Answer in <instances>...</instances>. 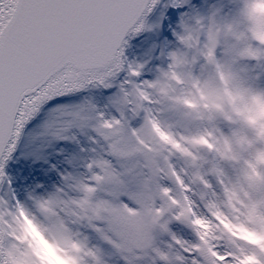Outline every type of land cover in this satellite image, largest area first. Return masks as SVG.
Wrapping results in <instances>:
<instances>
[{"label":"snow or ice","instance_id":"1","mask_svg":"<svg viewBox=\"0 0 264 264\" xmlns=\"http://www.w3.org/2000/svg\"><path fill=\"white\" fill-rule=\"evenodd\" d=\"M169 10L180 11L182 27L183 18L194 11L190 0H0V185L7 184L11 203L15 201L12 204L18 214H25L15 198L8 168L19 160L18 150L42 159L43 141L36 143L38 137L25 130L51 104L40 137L72 141L83 133L96 145L85 165L90 175L78 184L82 195L70 203L84 209L85 214L91 210L90 215L78 218H87L88 227L127 264L131 261L126 254L149 249L164 264H171L168 254L154 246L155 233L161 229L180 249L175 257L179 264H242L248 256L254 257L256 264H264V248L251 243L228 248L220 243L223 235L206 236L198 227L218 224L221 213L214 204L206 205V214L197 212L189 196L190 185L169 156L163 155L175 150L191 153L179 147L147 106L158 103L150 90L160 86V78L142 80L145 64L129 62L125 54L128 38L151 27L149 16L163 17ZM216 15L217 11H212L208 17L211 23L204 30L203 42L182 32L174 35L179 45L196 50L219 72ZM195 16L199 22L201 15ZM167 61L163 71L167 78L176 77L178 68L187 63L177 51L168 52ZM89 89L107 93L103 107L66 102ZM63 179L68 181L72 176ZM165 179L179 189L183 201L163 183ZM197 179L211 187L203 177ZM225 191L230 201L232 193L227 188ZM256 191L264 196V183L257 185ZM54 203L69 202L48 199L40 201L39 207L49 212ZM245 207L249 218L264 215V200ZM173 221L191 224L195 241L171 233L168 224ZM95 264H100L99 260Z\"/></svg>","mask_w":264,"mask_h":264},{"label":"rangeland","instance_id":"2","mask_svg":"<svg viewBox=\"0 0 264 264\" xmlns=\"http://www.w3.org/2000/svg\"><path fill=\"white\" fill-rule=\"evenodd\" d=\"M190 5L194 9L191 16L217 11L215 21L221 31L216 55L222 65L221 71L218 72L216 66L208 63L196 50L182 49L179 45L174 33L182 31L180 11H184L183 9L169 10L163 17L154 14L148 22L151 27L145 30L142 37L129 44L125 54L129 62L145 64L142 80L154 81L158 77L163 80L156 90H150L153 91V99L158 103L147 106L153 109L162 128L171 134L179 147L191 153L185 155L180 150H175L172 153L165 151L163 155L169 156L176 170L183 176L184 182L190 185L192 191L189 196L195 202L197 212L206 214V205L214 204L221 213L218 224H203L198 227L206 236L223 235L220 243L228 248L246 243L264 248V215L257 213L249 218V209L245 207L264 200V196L256 191V186L264 183V166L258 167L256 175L251 179L247 175L250 171L249 164H254L256 155L264 152V138H258L257 128L255 131L245 114L237 111L236 106L224 98L221 74H230L233 89L264 90V75L260 72V69H264V59L257 60L239 54L247 40H238L237 36L241 32L247 35L249 24L241 12L243 0H190ZM191 16L184 17L183 21ZM228 24L233 26L232 32L227 30ZM200 39L203 42L204 35ZM178 48L182 49L178 55H182L187 63L178 68L175 79H164L162 72L167 70V53ZM225 51L227 55H224ZM104 95L107 93L90 89L67 98L66 102L103 107ZM209 98L215 99V104L209 103ZM51 106H47L26 131L38 137L36 143L43 141L42 159L36 160L19 150V160L11 163L8 168L15 198L25 209L23 222L31 224L35 220L41 225L45 235L59 245L52 247L48 239L36 232L34 239L39 241L47 253L46 257L40 258L46 259L47 264H72L62 251L66 239L72 237L91 248L100 264H127L120 253L88 227L87 218H78L79 215H90L91 210L85 214L84 209L70 203L82 195L78 184L90 175L85 165L94 155L91 149L96 145L83 133H78L72 141L57 142L50 137H40L42 125L47 119L46 110ZM140 115H143L142 110ZM135 123L139 124L140 121ZM23 143L24 141L21 142V149ZM160 162L163 164L162 159ZM216 167L220 169L219 175ZM67 175H71L72 179L65 181L63 177ZM198 176L203 177L211 187H205L197 179ZM221 180L223 184L220 183ZM248 181L255 183L254 192L249 190ZM163 183L172 187L177 199L183 201L182 193L172 182L165 179ZM226 188L235 193L230 201ZM57 189L62 191L57 192ZM0 197L7 248L21 254L26 264H35L32 248L26 237L21 235L20 222L17 219L20 214L13 206L15 201H12L13 204L10 201L7 184L4 185ZM48 199L69 203H54L51 211L44 212L39 207V202ZM61 208L64 211H60ZM167 218L165 215L164 220ZM168 228L179 239L189 242L196 239L195 229L189 223L173 221L168 224ZM230 240L235 243L234 246L230 245ZM170 244L173 246L169 247ZM154 246L168 254L171 264H179L175 257L180 249L174 245L167 232L161 229L155 233ZM126 255L131 264H164L150 249ZM247 258L249 264H256L254 257ZM88 264H95V260L88 258Z\"/></svg>","mask_w":264,"mask_h":264},{"label":"clouds","instance_id":"3","mask_svg":"<svg viewBox=\"0 0 264 264\" xmlns=\"http://www.w3.org/2000/svg\"><path fill=\"white\" fill-rule=\"evenodd\" d=\"M242 14L249 21L246 32H243L237 36V39L247 40V44L240 49V56L247 58H254L257 60L264 59V0H243ZM207 15H201V20L198 22L196 16L190 17L184 22L182 27V33L189 38L199 37L204 35V30L210 26V20ZM229 32L233 31V26L228 24L226 26ZM215 30L219 33L220 27L216 25ZM183 47L182 49H185ZM177 49V53L182 50ZM179 56V55H178ZM262 75H264V69H260ZM164 79H175L176 77L167 78L163 75ZM230 74L223 73L222 80L224 84L223 92L224 98L236 106L237 111L245 114L246 118L256 126L257 137L264 138V90H253L251 88H236L233 89L231 85ZM163 80H160V84ZM215 99L209 98V103L215 104ZM203 139V138H201ZM199 143V141H197ZM264 166V152H259L255 157V163L249 164L248 178L251 179L257 173V168ZM231 192V191H230ZM232 196H235L234 192H231ZM20 222L21 235L25 236L29 242V246L32 248L35 264H47L46 259L41 260V256L47 255L46 250L40 245L38 240L34 239L36 232L44 236L49 240L52 247H59L58 243L52 241L47 237L41 228V225L35 220L31 224L24 223V214L18 218ZM62 251L68 256L72 264H88V258L98 260L99 258L93 252L91 248H88L86 244L78 239L68 237L64 244ZM39 253L40 255H36ZM26 264L21 254L14 253L11 249L5 248L0 250V264ZM242 264H249L248 258L245 257Z\"/></svg>","mask_w":264,"mask_h":264},{"label":"water","instance_id":"4","mask_svg":"<svg viewBox=\"0 0 264 264\" xmlns=\"http://www.w3.org/2000/svg\"><path fill=\"white\" fill-rule=\"evenodd\" d=\"M140 35V34H139ZM139 35H135V36H131V37H129L128 39H130V38H132V37H137V36H139ZM143 36V34L140 36V37H142ZM139 37V38H140ZM139 38H137V39H139ZM137 39H135V40H137ZM135 40H132L130 43H132L133 41H135ZM129 43V44H130ZM81 93V92H80ZM78 94V93H77ZM80 95V94H79ZM19 151V150H18ZM18 151H17V153H16V155L18 156ZM1 213H0V237H2V239H0V243H2V246H3V249H5V240H4V232H3V230H2V228L3 227H5V224H4V221H3V218H2V223H1ZM3 226V227H2Z\"/></svg>","mask_w":264,"mask_h":264},{"label":"bare ground","instance_id":"5","mask_svg":"<svg viewBox=\"0 0 264 264\" xmlns=\"http://www.w3.org/2000/svg\"><path fill=\"white\" fill-rule=\"evenodd\" d=\"M150 17H151V15L149 16V18H148V21H149V19H150ZM147 21V22H148ZM242 120V119H241ZM253 129L256 131V127H255V125H253ZM216 171H217V173H218V175L220 174V169L218 168V167H216ZM3 187V185H0V192H1V188ZM0 200H1V197H0ZM0 213H1V208H0Z\"/></svg>","mask_w":264,"mask_h":264}]
</instances>
